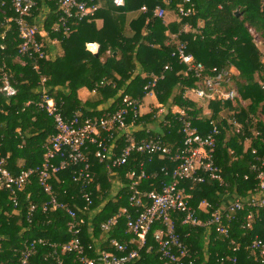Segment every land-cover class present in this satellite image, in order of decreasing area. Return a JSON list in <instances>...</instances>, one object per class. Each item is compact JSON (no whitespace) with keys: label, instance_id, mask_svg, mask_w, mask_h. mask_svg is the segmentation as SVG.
Instances as JSON below:
<instances>
[{"label":"trees","instance_id":"trees-1","mask_svg":"<svg viewBox=\"0 0 264 264\" xmlns=\"http://www.w3.org/2000/svg\"><path fill=\"white\" fill-rule=\"evenodd\" d=\"M35 1L37 6L33 11V20L40 17L45 5L49 7L47 16L40 23L41 32H46L50 40L59 42L62 55L50 58L47 44V58L22 57L18 54L20 40L15 25L11 23L0 27V76L5 68L18 90L15 98H8L2 92L0 83V151L4 157H9L8 166L13 175L40 167L45 147L56 134L52 118L35 104L41 94V76L46 79L44 88L63 106L66 118H71L75 112L89 118L116 112L125 96L142 105L148 93L145 87L151 81L150 75L164 74L165 78L157 83L154 93L168 113L162 115L156 110L149 115H141L136 120L138 126L143 125L145 129L149 126L147 124H151L152 136L160 138L173 149L182 146L183 137L181 123L169 111L172 106L184 110L187 119L201 135L210 131L211 122L220 129L215 160L228 186L223 188L218 183L207 181L189 192L192 195L190 203L195 209L203 201L211 205L208 213L199 211V218L206 222L226 199L234 196L245 198L250 194L256 186V178L251 175L249 180H245L244 176L249 173L248 166L255 157L252 151H256V157H264V61L250 32L253 30L264 38L262 0H191L194 14L188 18L177 14L180 21L169 25L155 16L156 9L169 8L177 12L184 0H125L124 7H116L113 0H93L99 6L97 12L81 21L70 19L65 28L61 23L63 13L55 2ZM80 1L92 4L91 0ZM143 7L147 10L142 11ZM244 8L246 11L237 16L236 12ZM130 13L138 15L129 23ZM8 14L13 15L12 12ZM98 21L103 22L102 27L98 26ZM201 21L205 26L199 29ZM185 25L195 31L182 32ZM3 33L6 34L4 39L1 38ZM167 33L177 34L179 42L171 41ZM179 43H187V53L207 72L213 68H235L239 74L233 76V82L243 104L240 101L235 107L231 102L202 104L199 100L186 97V92L197 87L199 80L187 72V67L178 58L172 56ZM90 44L99 45L97 55L88 50ZM35 65L39 66V72L34 70ZM166 66H170L169 71H165ZM138 68L144 72V77L136 75ZM83 88L95 94L91 100L82 102L79 99L78 92ZM110 100L114 102L107 110H99ZM208 111L210 116L206 113ZM224 112L229 114L224 117ZM129 116L128 123L132 121V115ZM231 118L244 125V135L235 133L227 120ZM164 120L170 121V125H164ZM253 131L260 132V135L247 143ZM137 138H145V131ZM94 153L95 148H92L90 162L95 175L92 210L100 212L92 220L87 215H80L86 220L81 240L85 247L95 240L111 251L110 240L124 243L134 238L127 232L124 217L119 218L117 226L110 232L103 233L101 230V225L119 214L121 209L130 210L132 191L127 174L131 171L139 173L140 163L145 162L146 174H156V177L142 180L138 189L142 192L158 191L164 178L162 168L173 165L167 158L155 156L149 163L147 156L135 154L125 166L111 174ZM58 162L55 161L56 164ZM52 183L59 202L72 207L83 206L78 187L72 182V169L60 172ZM97 185L100 186L99 191L96 190ZM115 185L119 188L114 194ZM18 197V209L12 214L9 193L0 191V264H19L23 244L39 240L43 243L37 244L29 264H82L76 254L62 253L57 247L71 239L67 229L70 219L62 211L42 212L41 205L46 197L34 177L18 193ZM32 205H38V209L29 215ZM246 215V212L240 213L236 220L225 223L230 230L229 238L205 227L184 226L182 215H174V222L196 264H228L229 258L235 256L238 264H260L246 246L256 236L264 239V211L260 212V220L253 228L244 227ZM158 227L155 224L151 228L145 247L140 252L142 259L139 264H164L159 260L154 241V232ZM232 241L240 245L237 252L233 251ZM87 256L95 258L96 253L87 251Z\"/></svg>","mask_w":264,"mask_h":264},{"label":"built area","instance_id":"built-area-1","mask_svg":"<svg viewBox=\"0 0 264 264\" xmlns=\"http://www.w3.org/2000/svg\"><path fill=\"white\" fill-rule=\"evenodd\" d=\"M57 4L63 17L62 27H66L70 19L83 20L92 16L99 6L93 3L80 0H50ZM116 7H124L125 0H113ZM264 5V0H262ZM37 6L35 0H0V15L2 22L0 27L13 23L18 33L20 44L18 54L22 57H37L39 60L47 58L44 35L41 33L42 25L33 20V11ZM146 7L142 11H146ZM12 12V16H9ZM180 17L188 18L194 14V4L191 0H184L177 9ZM155 16L164 19L166 10L157 8ZM32 20V21H31ZM255 41L258 34L250 30ZM5 33L1 38H5ZM40 37V40L39 38ZM4 49V47H1ZM173 57L187 67V72L192 73L199 80L197 87L189 89L186 97L193 100L211 102H235L240 101V94L233 82L232 68H213L207 72L205 67L196 63L194 57L187 53V43H179L176 46ZM3 68L0 76L1 90L8 98H15L18 90L14 86L11 76ZM34 70L39 72V66L35 65ZM170 66L165 67L169 71ZM165 75H150L151 81L145 87L148 92L146 97L154 92V88ZM46 79L41 76V91L37 107L48 114L54 122L56 134L49 140L45 147L43 163L36 169L23 170L18 175H13L8 166L9 157H4L0 151V191L9 193V200L12 205V214H15L19 206L18 193L23 191L30 184L34 177L42 189L46 200L41 205L43 213L62 211L69 217L67 225L71 239L67 244L57 246L62 253L76 254L82 264H139L142 256L141 250L145 247L147 237L151 228L158 224L154 232V241L157 244L159 260L164 264H196L195 258L190 254L187 246L182 242L176 231L174 215H182V225L191 227H205L215 230L216 233L229 238L230 230L225 223L236 220L237 215L246 212L244 218L245 228H253L260 220V212L264 211V157L255 156L248 166L249 173L244 176L249 180L251 175L256 178V186L250 194L241 198L234 196L226 199L221 208L210 214V218L204 222L199 218V211L208 213L211 205L203 201L195 209L191 205L192 195L189 193L198 184H205L207 181L218 183L226 188L227 182L223 176L222 169L217 166L215 152L217 140L220 135L219 127L211 122V129L206 135H201L187 119L185 111L179 107L172 106L169 111L181 123L180 133L183 137L182 146L169 148L158 137L152 136V129L145 128V138L138 139L136 120L141 117V103L125 96L116 112L105 113L102 117L92 116L84 118L81 112H75L71 118H66L63 106L58 104L53 95L44 88ZM43 86V87H42ZM31 103H28L30 105ZM237 104V103H236ZM168 112L160 108L159 114L166 115ZM132 121L128 123L129 115ZM208 111L207 115L210 116ZM179 117V118H178ZM234 127L236 134L244 135V125L236 118L227 119ZM248 123V121H245ZM164 125H170V121L164 120ZM19 134V130H17ZM260 132L253 131L252 136L247 138V143L259 137ZM1 147V144H0ZM95 148V157L100 163L106 164L109 173L125 166L133 155H144L152 162L155 156L161 159L167 158L173 167H164L161 172L164 178L160 190L142 192L138 189L142 180L150 177L145 172V162L139 165V173L131 171L127 174L130 180L129 199L130 210L121 209L119 214L113 216L101 225L103 233L110 232L117 226L121 217L126 219L127 232L133 234L134 238L129 242L121 243L116 239L109 241L111 249L107 250L95 242L85 247L81 240L82 228L86 224L80 215H87L92 220L97 212L93 211V187L95 175L92 172L90 154ZM59 161L58 164L55 161ZM72 169V182L78 187L80 200L83 206H70L67 203L58 201L52 181L63 171ZM100 190V186H96ZM38 209V205H32L29 215ZM31 223V219H29ZM92 233V227L90 228ZM107 241H105L106 243ZM39 241H26L20 249L19 264H29ZM233 251L237 252L240 245L232 241ZM246 249L253 256L255 261L264 264V239L256 236ZM87 251H94L95 258H89ZM228 264H238L237 257L229 258Z\"/></svg>","mask_w":264,"mask_h":264},{"label":"crops","instance_id":"crops-1","mask_svg":"<svg viewBox=\"0 0 264 264\" xmlns=\"http://www.w3.org/2000/svg\"><path fill=\"white\" fill-rule=\"evenodd\" d=\"M48 12H49V7L45 5L42 9V13H41L40 17L37 18V21L41 22L43 20V18H45L47 16ZM137 15H138V13L128 14V22L130 23L135 18H137ZM179 21H180V17L177 15L175 10H172L169 8L166 9V16L164 18V22L166 25H169V24L175 23V22L177 23ZM97 24L99 27H102L103 22L98 21ZM198 26H199V29H202L205 26V23L203 21H201ZM192 30L195 31V29H192L189 25H185L182 32L187 33V32H190ZM167 35L170 36L171 41L179 42L177 34L170 35V33H167ZM258 36L259 37L256 41V44L258 45L260 51L263 54V61H264V38L260 37L259 34H258ZM44 41H45V39H44ZM48 42H49L48 50H49V55H50L49 57L50 58H56L57 56L62 55V50H60V48L58 47L59 44L57 41L48 40ZM45 43L47 44V41H45ZM87 48L90 52H92L95 55H97L99 52V45H97V44H90V45H88ZM232 72L234 75L239 74L235 68H232ZM136 75H141L143 77L145 76L144 72L140 68L137 69ZM94 95L95 94L91 93L86 88H83V89L79 90V92H78V97L82 102H86L89 99L91 100L94 97ZM113 102H114L113 100H110L108 103L100 106L99 110H107ZM142 110H143V115H145V99L142 101L141 113H142ZM137 130L139 131L138 134L139 133L142 134L145 129H144L143 125H139V126H137Z\"/></svg>","mask_w":264,"mask_h":264},{"label":"rangeland","instance_id":"rangeland-1","mask_svg":"<svg viewBox=\"0 0 264 264\" xmlns=\"http://www.w3.org/2000/svg\"><path fill=\"white\" fill-rule=\"evenodd\" d=\"M39 23H41V22H39ZM43 35H44V39H45V41H47V44H49V42H48V40H50L47 36H46V32H41ZM52 41H57V40H52ZM58 42V41H57ZM47 44H46V46H47ZM58 44H59V42H58ZM59 47V46H58ZM48 49V48H47ZM238 101H236L235 102V105H236V103H237ZM201 103L202 104H205L206 103V101H201ZM242 104H243V102H241ZM142 106V105H141ZM160 108H163L165 111H167L166 110V108H165V106L162 104V103H160V101H159V99H158V95H156L154 92L151 94V95H149V96H147L146 98H145V115H149V114H151V113H153L154 111H156L157 110V112L159 113L160 112ZM228 112V111H227ZM227 112H224L223 113V116L224 117H226L229 113H227ZM207 113V112H206ZM230 114H232V111L230 112ZM142 115H143V110H142ZM147 125H149L148 127L150 128L151 127V124H147ZM146 126V125H145ZM118 186L117 185H115L114 187H113V192H114V194L115 193H117L118 192Z\"/></svg>","mask_w":264,"mask_h":264},{"label":"water","instance_id":"water-1","mask_svg":"<svg viewBox=\"0 0 264 264\" xmlns=\"http://www.w3.org/2000/svg\"><path fill=\"white\" fill-rule=\"evenodd\" d=\"M244 11H246V8L242 9V10L239 11V12H236V15H237V16H241V14H242Z\"/></svg>","mask_w":264,"mask_h":264}]
</instances>
